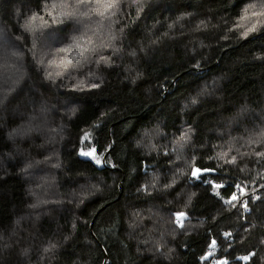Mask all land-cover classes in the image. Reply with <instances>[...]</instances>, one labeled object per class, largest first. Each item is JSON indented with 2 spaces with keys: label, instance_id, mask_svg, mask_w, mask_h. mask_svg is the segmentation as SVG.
<instances>
[{
  "label": "trees",
  "instance_id": "16d2710c",
  "mask_svg": "<svg viewBox=\"0 0 264 264\" xmlns=\"http://www.w3.org/2000/svg\"><path fill=\"white\" fill-rule=\"evenodd\" d=\"M204 2L206 7H215L218 3L227 5V0ZM16 3L21 5L23 13L31 7L39 11L42 0H0V48L25 51V63L32 73L18 92L0 105V234L11 236L14 222L19 219L23 229L34 238L56 239L61 247L55 251L57 259L52 264H210L212 259L224 264V258H228L230 264H240L235 256L241 246L234 245L225 251L230 241L219 235L231 227L238 238L240 222L235 209L208 223L216 211L226 206L213 197L218 207L202 216L200 213L209 205L199 197L189 203V195L196 190L197 182L189 181L188 177L182 179L183 191L178 194L167 190L145 196L136 189L151 180L153 174L160 177V183H166L176 167L184 166L183 160L176 165L168 164L173 153L166 157L162 152L151 151L143 136L145 127L153 131L154 142L162 146L171 143L173 130L186 124L198 129L197 143L203 142L205 133L211 142L214 137H226L237 126L235 122L230 123V119L245 106V99L253 108L259 109L264 104V62L251 59L253 51L264 50L255 47L264 45V39L248 44L227 41L212 48L208 58L200 60V68L194 65L206 50H198L196 56H192L175 41L161 46L141 61L137 69L143 75L135 84L130 79L121 82L124 75L121 66L120 70H104L107 76L101 89L80 93L41 84L27 51L31 40L26 34L23 42L16 39L21 35L18 23L11 18L12 6ZM177 3L179 0H152L145 11L144 23L157 15L163 18ZM232 11L230 7L223 8L225 13ZM131 35H141L139 24ZM192 96H197L198 104H191ZM185 103L187 108H184ZM40 104L49 109L46 115L51 123L63 120L64 140L36 148L29 146V141L38 133L24 137L6 135L12 128L26 123L30 115L37 114ZM260 111L264 114V109ZM70 113H75L71 119ZM102 113L107 115L101 116ZM38 119L43 117L38 116ZM76 121L80 122L79 128L75 127ZM131 127L133 133L127 134ZM191 151L190 146L184 149L189 159ZM49 152L59 153L60 167L33 164L26 172H17L37 154ZM53 160L57 157L53 156ZM44 173L50 179L47 191L41 190L40 198L58 202L37 203V197L30 192L31 185L37 183V175ZM85 192L89 195L81 211L83 205L77 207L76 203ZM70 199L72 203H68ZM30 204L37 206L28 207ZM184 205H187L189 220L184 221L183 229H178L171 223L172 212ZM137 211L145 215L150 212L155 223L145 220L139 227H129L128 222ZM260 215L257 214L258 219ZM73 219L76 229L65 241ZM201 219L205 220L203 227L198 226ZM149 227L156 229L150 233L152 240L148 239ZM173 231L175 236L169 234ZM161 232L165 247L158 252L154 239L159 238ZM25 234L21 230V235ZM213 236L218 241L215 249L209 247ZM69 245L72 247L65 252ZM169 248L174 250L165 259L164 253ZM213 250H216L215 255Z\"/></svg>",
  "mask_w": 264,
  "mask_h": 264
},
{
  "label": "clouds",
  "instance_id": "9594fccd",
  "mask_svg": "<svg viewBox=\"0 0 264 264\" xmlns=\"http://www.w3.org/2000/svg\"><path fill=\"white\" fill-rule=\"evenodd\" d=\"M151 3L152 0H42L39 11L31 7L22 13L21 5L13 4L11 18L21 29V35L16 36V39L23 42L26 34L31 40L27 51L41 84L80 93L101 89L107 76L104 70H120L121 66L124 72L121 82L130 79L135 84L143 75L137 69L141 61L161 46H168L175 41L180 42L181 48H187L192 56H196L198 50H206L194 65L200 68V60H206L212 48L227 41L248 44L264 39V0H227V5L218 3L215 7H206L204 0H179L174 8L166 11L163 18L157 15L144 23L145 11ZM225 6L233 11L223 12ZM164 7L168 9L167 5ZM138 24L141 35L134 37L131 32ZM255 47L264 49V45ZM25 55V51L19 48H0V105L13 97L25 80L32 77L25 63ZM251 59L264 62V50L253 51ZM198 103L197 96H192L191 104ZM244 105L230 119V123L235 122L237 126L226 137H214L211 142L205 133L203 142L197 143L195 138L200 135L198 129L186 124L183 128L173 130L175 134L170 138L171 143L162 146L154 142L153 131L145 127L143 136L150 150L162 152L166 157L173 153L168 164L176 165L183 160L184 166L176 167L166 183H160V177L153 174L152 179L141 183L136 191L145 196L167 190H174L173 194H178L183 191L180 185L184 177L196 181V190L190 193L189 203L197 197L203 199L209 207L200 213L202 216L218 207L213 197L226 206L216 211L208 223H214L224 212L231 213L233 209L239 213L236 217L240 222L238 238L231 227L219 234L230 241L225 251L239 245L241 250L235 259L240 264H264V114L260 111L264 109V104L259 109L253 108L245 99ZM187 107L185 103L184 108ZM48 111L45 104H40L37 114L30 115L26 123L17 125L6 135L24 137L33 132L38 133L36 138L29 141V146L35 145L36 148L64 140L63 120L51 123L46 115ZM180 111L183 112V108ZM73 115L75 113H70L69 119ZM104 115L107 114H101ZM38 116L43 119H38ZM74 123L79 128L80 122ZM98 124L99 121L95 123L96 126ZM133 127L128 129L127 134L133 133ZM159 131L163 132V129ZM189 146L192 149L190 159L184 155V149ZM53 156L57 157L56 161ZM58 158V152L39 153L27 165L18 168L17 172H26L33 164H48L58 168ZM49 179L47 173L38 174L37 183L31 185L30 192L37 197V203L58 202L40 198L41 190L47 191ZM204 188L207 190L202 191ZM88 195L87 192L81 193L76 203L77 207L83 205L81 211ZM68 203H72V200ZM36 206L28 205L33 208ZM186 209L187 205H184L179 211L172 212L171 223L178 229H183L184 221L189 220ZM257 214H261L259 219ZM145 220L155 223L150 212L145 215L137 211L128 222L129 227H139ZM14 223L11 236L0 234V264H45L46 260L47 264H52L57 259L54 253L61 244L56 239L34 238L31 232L23 229L19 219ZM83 223L87 224V221ZM204 224L205 220L201 219L198 226L203 227ZM75 229L76 221L73 219L68 225L69 235L64 236L65 241L71 238L70 233ZM21 230L26 234L21 235ZM155 230L154 227L148 228L149 240L153 239L150 233ZM169 234L175 236V231ZM187 235L189 233H185ZM163 236L161 232L160 237L154 239L158 252L165 247ZM217 243L215 236L209 239V247L215 249ZM173 250L169 248L164 253L165 259ZM184 250L187 251V248L184 247ZM224 264H230V260L224 258Z\"/></svg>",
  "mask_w": 264,
  "mask_h": 264
},
{
  "label": "built area",
  "instance_id": "2783aa9c",
  "mask_svg": "<svg viewBox=\"0 0 264 264\" xmlns=\"http://www.w3.org/2000/svg\"><path fill=\"white\" fill-rule=\"evenodd\" d=\"M212 254L215 255L216 254V250L212 251ZM210 264H221V261H216L215 259H212V261L210 262Z\"/></svg>",
  "mask_w": 264,
  "mask_h": 264
},
{
  "label": "snow or ice",
  "instance_id": "6c2138e0",
  "mask_svg": "<svg viewBox=\"0 0 264 264\" xmlns=\"http://www.w3.org/2000/svg\"><path fill=\"white\" fill-rule=\"evenodd\" d=\"M85 155H89L88 153H84ZM99 163V161H97Z\"/></svg>",
  "mask_w": 264,
  "mask_h": 264
},
{
  "label": "water",
  "instance_id": "95a60500",
  "mask_svg": "<svg viewBox=\"0 0 264 264\" xmlns=\"http://www.w3.org/2000/svg\"><path fill=\"white\" fill-rule=\"evenodd\" d=\"M207 256H209V255H207Z\"/></svg>",
  "mask_w": 264,
  "mask_h": 264
}]
</instances>
